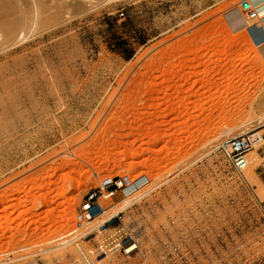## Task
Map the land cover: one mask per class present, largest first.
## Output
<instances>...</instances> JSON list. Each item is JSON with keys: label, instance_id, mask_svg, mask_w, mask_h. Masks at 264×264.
I'll use <instances>...</instances> for the list:
<instances>
[{"label": "rangeland", "instance_id": "1", "mask_svg": "<svg viewBox=\"0 0 264 264\" xmlns=\"http://www.w3.org/2000/svg\"><path fill=\"white\" fill-rule=\"evenodd\" d=\"M13 1L0 0V264H84L79 244L108 234L137 250L95 264H264V142L241 172L220 150L264 136V0L238 33L241 0ZM106 177L134 183L70 235Z\"/></svg>", "mask_w": 264, "mask_h": 264}, {"label": "built area", "instance_id": "2", "mask_svg": "<svg viewBox=\"0 0 264 264\" xmlns=\"http://www.w3.org/2000/svg\"><path fill=\"white\" fill-rule=\"evenodd\" d=\"M228 13L234 14L235 18L232 22H228L230 30L236 33L242 30L251 31L254 21L259 19V11L255 4L250 0H241L238 4L232 8ZM227 13V14H228ZM227 17V16H226ZM264 142L263 134H260L257 130H252L245 134L236 136L234 138L224 141L220 150L224 158L232 165L237 172L243 171L247 167V154L255 147L260 146ZM128 177L111 178L106 177L102 179L95 190L90 191L77 212L75 227L70 235L76 230L81 229L85 224H89L99 216L105 213L104 208L101 205V201L111 200L118 191L127 190L128 186L133 185ZM111 220L104 222L101 226L108 224ZM123 229L118 228L116 233L121 232ZM105 231V230H103ZM102 231V232H103ZM89 236L79 237L76 240H82V238L89 240ZM78 253L84 264H95L99 258L107 257L114 253H121L124 256H131L137 250V246L133 240L124 238L121 241L113 239L111 235H104L97 243L96 247L92 250L85 249L79 244Z\"/></svg>", "mask_w": 264, "mask_h": 264}, {"label": "bare ground", "instance_id": "3", "mask_svg": "<svg viewBox=\"0 0 264 264\" xmlns=\"http://www.w3.org/2000/svg\"><path fill=\"white\" fill-rule=\"evenodd\" d=\"M5 1H6L5 3L2 2V3L5 4V6H4L3 4H2L3 6H2V5H1V6H2V8L4 7V9L6 8V10H11V9L15 8V6L17 7V6L19 5V4L17 5L16 2L13 1V0H5ZM15 4H16V5H15ZM77 4H78V3H77ZM34 5H35V4H34ZM33 8H34V6H33ZM74 8H75V7H74ZM81 8L83 9L84 7H81V6H80V8H79V6H78V9H79V10H80ZM14 10H15V9H14ZM83 10H84V9H83ZM15 11H16V10H15ZM30 13H31V12H30ZM30 13H29V15H30ZM3 14H4V13H3ZM35 15H36V13H35ZM35 15L33 14L34 17H35ZM20 20H22V19H20ZM28 20H29V19H28ZM258 21H259V19H258ZM12 23H13V22H12ZM12 23H11V24H12ZM11 24H10V28H11L12 26H14V28H15L14 30H16V29H17V28H16L17 26H16V25H13V24H12V26H11ZM20 25H21V22H20ZM11 29H12V28H11ZM12 30H13V29H12ZM4 34H5V33H4ZM16 36H17V34H16ZM12 37H14V35H13ZM15 39H16V37H14L12 41H14ZM10 40H11V38H9V41H10ZM10 44H11V43H10ZM12 45H13V44H12ZM243 66H244V65H243ZM247 165H248V162H247ZM255 165H256V164H255ZM255 165H254V166H255ZM250 168H251V167H250ZM250 168L248 169V171L250 170ZM251 169H252V168H251Z\"/></svg>", "mask_w": 264, "mask_h": 264}, {"label": "crops", "instance_id": "4", "mask_svg": "<svg viewBox=\"0 0 264 264\" xmlns=\"http://www.w3.org/2000/svg\"><path fill=\"white\" fill-rule=\"evenodd\" d=\"M258 51H259V54L262 58V60L264 61V42H260L258 45Z\"/></svg>", "mask_w": 264, "mask_h": 264}]
</instances>
